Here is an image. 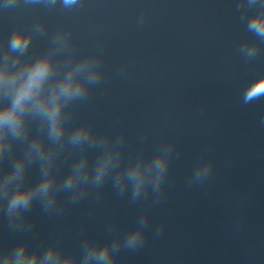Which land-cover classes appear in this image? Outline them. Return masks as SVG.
<instances>
[{"label":"clouds","instance_id":"1","mask_svg":"<svg viewBox=\"0 0 264 264\" xmlns=\"http://www.w3.org/2000/svg\"><path fill=\"white\" fill-rule=\"evenodd\" d=\"M67 2L71 3V2H74V0H67ZM251 27L255 29L259 34L264 35V20L257 19L253 21V23L251 24ZM20 46H21V38L16 37L13 41V47L15 48V47H20ZM47 71H48V66L46 62H41L35 66L31 76L29 77L28 82L26 83V85H24L20 89V91L18 92L16 96L15 102L13 104V110L16 107H18L21 103L29 99L33 89L37 87L38 82L44 78ZM65 91H67V89H65ZM262 96H264V78L256 80L248 86L245 92L244 99H245V102L247 103L249 101L258 99ZM5 120H7L10 123L15 122L13 120L11 113H7L3 117H0V122H3ZM26 199L27 198L25 196L18 195L14 199L13 205L15 206V205L24 203L26 202ZM101 258H103V255Z\"/></svg>","mask_w":264,"mask_h":264}]
</instances>
